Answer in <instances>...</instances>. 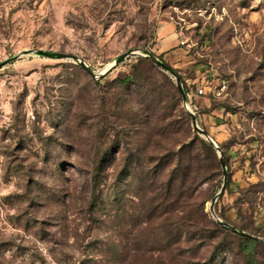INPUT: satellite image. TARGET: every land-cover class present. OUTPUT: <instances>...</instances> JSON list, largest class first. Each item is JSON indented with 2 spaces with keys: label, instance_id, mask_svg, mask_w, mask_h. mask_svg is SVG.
<instances>
[{
  "label": "rangeland",
  "instance_id": "374dc122",
  "mask_svg": "<svg viewBox=\"0 0 264 264\" xmlns=\"http://www.w3.org/2000/svg\"><path fill=\"white\" fill-rule=\"evenodd\" d=\"M0 4V62L20 55L0 67V264H264L263 241L249 255L216 218L264 239V0ZM168 24L179 42L160 54ZM34 49L75 54L97 72L133 49L172 66L224 152L215 212L222 161L217 152L201 179L182 181L179 156L207 140L171 74L133 55L96 80ZM135 68L150 86L119 82Z\"/></svg>",
  "mask_w": 264,
  "mask_h": 264
},
{
  "label": "water",
  "instance_id": "95a60500",
  "mask_svg": "<svg viewBox=\"0 0 264 264\" xmlns=\"http://www.w3.org/2000/svg\"><path fill=\"white\" fill-rule=\"evenodd\" d=\"M26 52H35L38 55L49 57V58L71 59V60L75 61L77 64H79V66H81L84 70H86L96 80H100V79H103L104 77H106L119 63L123 62L125 59H127L128 57L133 56V55H141V56L149 57L162 70H164V71L168 72L169 74H171L174 77V79L176 81V84L178 86V89H179V91L181 93V96H182V99H183V105L188 109V111H189V113H190V115L192 117V124H193L194 129L197 130L202 136L205 137V139L207 141H209L214 146L216 151L219 153L220 159L222 161L223 185L221 187V190L219 192L215 193V195L212 197L210 205H209L210 211L212 213L215 212V205H216L218 196L220 195V193H222L225 190L226 183H227V180H228V170H227V166H226V163H225L224 152H223V149L221 148V146L204 129H202L199 126V123L197 121L195 113L189 107L188 95H187V92L185 90L182 78L179 75V73L172 66H170L167 62L159 59L157 57V55H155L150 50H138V49L128 50V51L118 55L115 58L114 62L111 65H109L102 72L95 71L92 67H90L87 63H85L82 59H80L75 54L65 53V52L41 50V49L26 50ZM19 56L20 55H16L14 57L7 58V59L3 60L2 62H0V67H2L4 65L10 63L11 61L17 59ZM216 218H217V221L223 227L228 228L231 231H233L235 233H238V234H240V235H242L244 237H248V238H252V239H256V240H260V241L264 242L263 238H261L259 236H255V235H253L250 232H247V231H244V230H240V229L236 228L235 226H233L232 224L222 220L218 216H216Z\"/></svg>",
  "mask_w": 264,
  "mask_h": 264
},
{
  "label": "trees",
  "instance_id": "16d2710c",
  "mask_svg": "<svg viewBox=\"0 0 264 264\" xmlns=\"http://www.w3.org/2000/svg\"><path fill=\"white\" fill-rule=\"evenodd\" d=\"M144 61H147V62H150L152 65H153V62L150 58L146 57V58H143V57H140L139 58V63H142ZM135 70H137V72H133L131 74H128L126 75L124 78L122 79H119V82L122 84V85H125V86H128L130 85L131 83H134V82H139V86H142V87H145L147 85H151L150 83V76H147L146 73H142L141 71L138 72V69L135 68ZM185 84V88H186V92L189 93V89ZM149 85V86H150ZM158 88H150L149 90L146 91V93L148 95H151V96H154V92L157 93V94H160V91L157 90ZM175 94L178 95V102L181 100V96H180V93H179V90L175 87ZM174 94V96H175ZM143 110L144 113H147V117L150 118L151 120L152 119H155V117L158 115L156 112H150V110L148 109V105H145V107L143 106L141 108ZM173 112L170 110L165 109V118L166 119H169L173 116ZM152 123V122H151ZM172 124L171 123H168L167 127L171 126ZM173 131H171L169 134H172ZM198 140L201 142L202 144V150L205 148L207 150V154L203 155V152L201 151H196V148H192V149H189L188 151V154L183 157L179 156L178 158V164H181L183 165V167L181 168V177H182V181L184 180V184L186 186H189L195 182L197 179H201L202 176H203V169H204V166L205 165V162L208 160V159H213L215 160L217 158V151L215 150L214 146L211 144V143H208L207 141H205L203 138H199L198 137ZM195 146V145H194ZM204 149V150H205ZM181 155V154H180ZM169 159V162H171L174 158H168ZM97 163L100 162V159H96ZM218 164H219V161H218ZM175 179H173V183L171 181V185L176 183V178H177V175L174 177ZM97 179V178H95ZM188 186V187H189ZM115 192V190H114ZM245 239V248L247 250V253L250 255L255 247V244H256V240L255 239H252V238H248V237H244Z\"/></svg>",
  "mask_w": 264,
  "mask_h": 264
},
{
  "label": "crops",
  "instance_id": "0c3cea01",
  "mask_svg": "<svg viewBox=\"0 0 264 264\" xmlns=\"http://www.w3.org/2000/svg\"><path fill=\"white\" fill-rule=\"evenodd\" d=\"M174 29V26L172 24L165 25L162 27L160 34L161 39L159 44H157V50L160 54L165 53L169 50L171 47H176L179 40L177 38H174L171 36V32ZM177 53L180 56H184L185 51L182 48H177ZM167 56V54H165Z\"/></svg>",
  "mask_w": 264,
  "mask_h": 264
},
{
  "label": "built area",
  "instance_id": "2783aa9c",
  "mask_svg": "<svg viewBox=\"0 0 264 264\" xmlns=\"http://www.w3.org/2000/svg\"><path fill=\"white\" fill-rule=\"evenodd\" d=\"M2 17V5L0 4V18ZM182 44H184V42H181ZM219 87H220V91H225L228 87V80L226 78H219ZM197 93L198 94H205V90L203 87H200L197 89Z\"/></svg>",
  "mask_w": 264,
  "mask_h": 264
}]
</instances>
